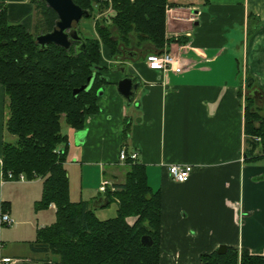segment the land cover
<instances>
[{"label": "crops", "instance_id": "0c3cea01", "mask_svg": "<svg viewBox=\"0 0 264 264\" xmlns=\"http://www.w3.org/2000/svg\"><path fill=\"white\" fill-rule=\"evenodd\" d=\"M0 3L7 6L10 24L32 33L31 0ZM168 4L164 50L180 60L182 71L151 69L147 58L156 52L150 43L136 58H115L101 48L106 83L98 92L99 112L85 117L82 131L63 127L69 140L64 166L70 185L74 175V181L80 180V201L96 199L98 213L110 206L107 193L99 191L101 185L95 193L87 191V179L99 171L100 183L123 184L129 164L120 162V151L137 152L132 163L145 166L150 187L161 194L160 264H202V256L220 246L264 256V156L261 147L250 145L245 110L247 97L264 90V0ZM125 77L140 84L132 103L119 93ZM7 106L0 84V212L16 221L15 229L0 226V259H12L4 264H57L55 256L30 247L37 231L56 221L52 204L47 212L55 221L34 222L33 203L43 195V180L3 179ZM79 132L85 135L78 139ZM173 164L194 166L186 183L170 177L168 166Z\"/></svg>", "mask_w": 264, "mask_h": 264}, {"label": "trees", "instance_id": "16d2710c", "mask_svg": "<svg viewBox=\"0 0 264 264\" xmlns=\"http://www.w3.org/2000/svg\"><path fill=\"white\" fill-rule=\"evenodd\" d=\"M73 1L90 13L88 19L96 17V5L108 9L111 2L116 12L110 24L104 18L96 21V35L85 37L80 31L86 49L79 54L75 50L78 43L69 50L56 45L42 49L37 43V36L52 32L58 20L45 3L32 1V33L22 25L10 24L7 6L0 3V84L8 100L5 131L15 138L3 144V173L7 176L11 172L15 179L20 175L27 180L42 179L43 195L36 211L56 206V221L37 231L36 240L30 243L33 252L53 255L57 264H160L161 194L150 187L145 166L127 161L124 183L114 185L116 191L106 194L109 205L116 202L117 215L100 220L94 209L96 199L71 201L64 166L69 140L63 127L82 131L85 117L99 112L98 92L106 83L102 47L115 58H136L145 43L156 53L163 52L169 42L168 0ZM94 74L92 89L75 97L74 91ZM259 90L260 98L247 97L246 133L261 138L260 143L250 139V145L254 150L261 147L264 156V114L259 106L264 90ZM128 128L126 124V136ZM144 236L152 239L151 246L142 244ZM201 260L202 264H264V256L232 247L223 255L215 252Z\"/></svg>", "mask_w": 264, "mask_h": 264}, {"label": "water", "instance_id": "95a60500", "mask_svg": "<svg viewBox=\"0 0 264 264\" xmlns=\"http://www.w3.org/2000/svg\"><path fill=\"white\" fill-rule=\"evenodd\" d=\"M35 2H43L48 7L53 9L58 20L55 24V28L52 32L46 34H39L36 38L37 43L42 49H45L48 45H56L66 50H69L74 43H78L75 50L79 54L86 49V44L80 34L79 24L83 18H89L90 13L87 10L82 9L75 4L73 0H31ZM96 79V74L91 76L86 85L80 89L74 91V96L77 97L80 92H89ZM140 84L134 83V79L131 77L123 78L119 84V93L129 102L132 103L135 98V92L139 88ZM255 97H261L262 93L258 90L253 92ZM84 132L77 133V138L83 137ZM143 245L151 246L153 241L150 237L144 236L141 239ZM227 251L226 246H220L218 253L223 255Z\"/></svg>", "mask_w": 264, "mask_h": 264}, {"label": "built area", "instance_id": "2783aa9c", "mask_svg": "<svg viewBox=\"0 0 264 264\" xmlns=\"http://www.w3.org/2000/svg\"><path fill=\"white\" fill-rule=\"evenodd\" d=\"M104 1V0H103ZM180 60L177 59L176 56L168 52L167 50H164L162 53H155L147 58V63L149 67L153 70L158 71H176L181 72L182 66L180 65ZM252 139L255 142L260 143L261 138L260 137H252ZM119 159L121 163H127L128 160H131V162H135L138 159V153L132 152L128 153L126 148H123L120 151ZM194 171L193 165H184V164H173L168 166V172L170 177L177 183H186L192 173ZM8 180H15L13 173L9 172L7 175ZM25 176L20 175V177L16 180L18 181H25ZM110 188V189H109ZM116 191L112 183H110L108 180H103L102 184L99 188V191L101 193H107L108 191ZM14 225V220L10 217L9 213L5 211L0 212V226L1 227H12ZM11 258H1L0 263H9L11 262Z\"/></svg>", "mask_w": 264, "mask_h": 264}, {"label": "rangeland", "instance_id": "374dc122", "mask_svg": "<svg viewBox=\"0 0 264 264\" xmlns=\"http://www.w3.org/2000/svg\"><path fill=\"white\" fill-rule=\"evenodd\" d=\"M101 7H102L101 5H96L95 6V9H96L95 10V15H96V17L94 19L83 18L81 20V22L79 24L80 25L81 32H83V33L86 34V33H91L94 30V34L93 35H96V28H95V26H96V21L98 19H103L104 18V19H106V22L110 24V22L112 21V16H114L116 14V12L113 10V7L111 5V2H110V6H109L108 9H102ZM113 33L116 36V30L115 29H113ZM90 37H92V36H90ZM256 105L255 106H252V109H256V108H254V107H256ZM259 106L261 107L260 108L261 109V113L264 114V100H263V102L261 104H259ZM7 136H8V141L9 142H13V140H11V137H13V136H11L10 134H8ZM3 179L5 181L6 180L7 181H11V180H8L7 176L4 173H3ZM12 181H16V179L15 180H12ZM100 181H101V177L99 175V171L95 175L92 174L87 179V181H86L87 182V185L86 186H87L88 189H90V190H87V191H90L92 193H95L96 190H97V188H98V186L102 184V183H100ZM70 187H72V192L70 193L71 201L73 203H79V202H81L80 199H79V192L81 191L80 180L77 179L76 181H74V175H73V181H72V184L70 185ZM73 189H74L75 193L73 192ZM41 200H42V197H41V199L39 201H41ZM39 201H37V202H39ZM37 202H34L33 203V210L35 212L34 215L36 217L35 218V221H34L35 224L54 222L55 221V216H54L53 213L47 212L48 209L42 210V211H38V212L36 211V203ZM97 212L98 213H96V216L100 220H107V219H111V218H115L116 217V215H117V207L113 203L110 206H108V207H106L104 209H101L100 211H97ZM10 217L14 220V224H16L15 219L12 216H10ZM3 228L4 229H9V227L8 228L7 227L6 228L3 227ZM13 229H15V225L13 226ZM36 237H37V234H36Z\"/></svg>", "mask_w": 264, "mask_h": 264}]
</instances>
